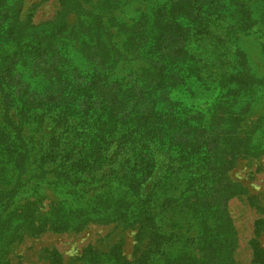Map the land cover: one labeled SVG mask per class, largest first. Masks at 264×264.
Segmentation results:
<instances>
[{"label":"trees","instance_id":"trees-1","mask_svg":"<svg viewBox=\"0 0 264 264\" xmlns=\"http://www.w3.org/2000/svg\"><path fill=\"white\" fill-rule=\"evenodd\" d=\"M58 1V18L73 14L75 20L53 23L56 34L52 37L58 39L59 47L53 50L49 41L43 47L46 57L36 60V94L41 95L43 83L49 85L45 91L48 98L54 90L60 92L58 98L53 94L55 104L46 100L35 113L22 115L19 97L10 94L16 85L8 79L9 70L0 67V165H4L0 167V264H9L7 248L24 233L80 231L90 223H114L135 230L133 257L124 254L121 239L107 250L89 246L74 257L77 264H232L233 255L226 250L231 237L227 231H215L210 225L214 209L201 202L211 179L208 175L212 176L209 187L217 176L209 167L206 140L200 143L197 134L212 128L215 102L209 101L216 95L239 116L237 126L234 122L223 125L227 131L220 139L221 146L228 148L229 171L238 158L264 156V73L252 66L244 71L234 64L226 71L224 61L216 57L201 64L193 48L203 44L196 45L197 38L205 40L198 34L207 32L206 20L202 27H191L183 34V17L176 14L177 9L168 14L163 9L152 11V4L156 2L157 9L165 0ZM117 8L125 15H118ZM107 10L113 17L105 13ZM136 16L140 17L134 24L127 21ZM171 26L178 27L192 62L163 63V79L179 76L180 81L173 79L171 84L163 85L166 102H159L156 95L150 120L139 121L135 114L121 116L107 104L111 95L119 91L117 99L123 100L121 91L130 88L126 85L131 80L139 82L145 71L154 74L150 66L134 65L135 57L129 59L132 50L142 53V59L151 54L158 58L176 54L178 34H173ZM4 28L0 27V46L9 42ZM123 29L129 31L125 38ZM132 38L139 46L133 47ZM99 46L116 49L118 58L102 60L97 55ZM107 66L111 75L105 81L101 70ZM223 77H234L227 89L221 86ZM101 87L106 91H100ZM174 88H181L189 99L200 97L198 100L205 102L195 107L175 99L171 91ZM99 99L100 109H95L93 104ZM252 115L256 119H251ZM201 119L200 125L194 126ZM47 121L49 138L45 139L42 131ZM188 125L194 126L191 135L187 133ZM158 152L166 154L168 167L144 195L142 186L155 170ZM35 173L36 183L31 184L36 185V199L24 203L30 208L26 211L21 206L20 213H3L2 201L15 193L20 182L27 186ZM230 180L231 195L247 192L242 183ZM41 185L55 192L64 190L67 198L55 200L49 210L43 211L47 196L39 191ZM171 218L177 220L168 227ZM227 226L235 231L230 217ZM263 230L264 218H258L251 241L255 263L263 260L259 247ZM52 252L53 263L63 264L62 253L57 249Z\"/></svg>","mask_w":264,"mask_h":264},{"label":"rangeland","instance_id":"rangeland-1","mask_svg":"<svg viewBox=\"0 0 264 264\" xmlns=\"http://www.w3.org/2000/svg\"><path fill=\"white\" fill-rule=\"evenodd\" d=\"M155 5L156 2L152 4V11L163 9L168 14L169 11L174 12L177 9L176 14L183 17L181 22L183 34L187 33L191 27H202L206 20L208 25L207 32L198 34L204 36L205 40L200 41L197 38L194 41L195 44L197 45L198 42L203 44L193 48V53L199 57L201 64L216 57L224 61L226 71L234 64L245 68L244 71L249 66H252L260 73H264V53L262 52L264 49V0H165L159 8L156 9ZM168 5L172 7L168 8ZM0 8V27L5 26V34L8 36L9 41L4 46H0V60H2L0 67L9 70L8 79H10L11 84L16 85L13 86L16 89L14 88V91L10 90V94L12 95L13 92V98L16 95L19 97L18 103L20 104L21 114L27 116L29 113H35L36 107L43 101L48 100L55 104L57 100H52L56 99L53 94L57 98L60 95V92L54 90L48 98L45 91L49 90L50 86L45 83L40 88L41 95L36 94V60L42 61L39 58L41 56L46 57L43 47L48 46L47 43L49 41L53 43L51 46L53 50L59 47L58 39L52 37L56 34V31H52L53 23L62 20L73 22L75 16L73 14H68V16L63 14V18H58L61 10L58 0H0ZM115 11L118 15H125L121 13L119 8L115 9ZM211 12L214 13L211 15ZM105 13L113 17L110 11L107 10ZM202 13L206 14V16L201 17ZM139 17L136 16L134 20L127 19V21L134 24ZM115 22L118 24V21L115 20ZM170 28L173 30V34H178L176 42H179V45L175 49L176 54L163 55L161 58L151 54L148 58L142 59V53L132 50L129 59L135 57L136 62H134V65L150 66V70L154 74L148 75V72L146 73L145 71L140 76L141 80L144 79L146 81L145 84L141 80L139 82L131 80L128 86L126 85V87L130 88L121 91L123 100L117 99L120 94L119 91L111 95L107 104L111 105L113 110L117 111L121 116L125 117L128 114H135L139 121L150 120L156 95H158L159 102H166L167 94L163 85L171 84L175 81L173 79L180 81L179 76L163 79V63L165 61H169L172 64H177L179 61L192 62L188 58V52L185 49L186 41L183 38H179L178 27L171 26ZM123 30H126L123 34L125 38L129 31L127 29ZM44 32L45 35L41 37ZM171 41H175V37L171 38ZM131 42L132 44L134 42V48L139 46L136 38H132ZM119 46L117 48L121 50ZM240 50L244 51L246 56L242 55ZM201 51L203 53H200ZM238 53L239 55H236ZM97 55L102 60L107 61L108 58L111 61L114 57L118 58L119 52L116 49L110 51L109 47L99 46ZM197 64L198 61L194 63V65ZM12 72H14V75H11ZM101 73L104 80L108 81L111 75L110 68L108 66L106 69L102 68ZM222 79L221 86L227 89L231 84L230 80H233L234 77L232 79L223 77ZM156 85L160 87L154 89L153 87ZM104 86L107 87L108 84L106 83ZM100 91H106V88L103 89L101 87ZM171 91L173 98L183 99L195 107L205 102V99L198 100L200 97L196 98L195 101L189 99L181 88H174ZM87 94L89 96V93ZM215 97L216 95L209 101V103L213 100L215 102L212 128L208 132L197 134V139H200V143L206 140L209 150L207 155L210 163L209 167L213 168L217 176L212 187H209L212 176L208 175L211 179L207 184L208 186L206 185L207 188L205 186L206 193L201 202L208 209H214L210 225L215 231L218 234L227 231L231 237L226 250L233 255L234 262L232 264H264V230L259 237V247L263 250V260L261 262L255 263L253 261L251 244L252 239L255 238V221L258 218H264V156L238 158L234 167L229 171L231 164L228 158V148L224 145L226 151L221 146L220 139L221 135L227 131L223 130V125L228 122H234L233 124L237 126L239 116L235 115V112L229 106L223 104ZM235 102H238V100L235 99ZM93 105L95 109H100V99L94 102ZM169 109L171 108L169 107ZM164 111H166L165 106ZM251 119H256V116L252 115ZM201 121L202 119L195 121L193 124L196 125L194 126L200 125ZM188 126L187 133L191 135L193 134L194 126ZM49 128L50 124L47 121L42 131L45 139L49 138ZM184 138L188 139L187 136ZM227 140L230 141L229 139ZM193 144V146L197 145L196 143ZM155 157L157 163L155 170L142 186L144 195L149 194L153 184L168 167L165 153L158 152ZM3 166L0 165V167ZM229 177L232 181L242 183L247 188V192L243 195H231L228 192V188L232 186ZM32 182L36 183V173L35 177L29 180L27 186H24L25 183L21 184L20 182L15 193L2 201L3 213H12L14 210L20 213L22 211L21 206L26 211L30 208L28 204L24 205V203L36 199L33 194L36 190V185L31 184ZM38 189L47 196L42 203L43 211L49 210L55 200L60 198L65 200L67 198V196H64V190L55 192L51 188H45L43 185L39 186ZM229 217L232 219L235 231L230 226H227ZM174 220L177 219L171 218L167 220V226L173 227L175 224ZM135 233V230L124 229L114 223H90L80 231H44L39 235L24 233L22 238L15 240L7 248V259L9 264H54L51 255L53 249H57L63 255V264H77V260L74 257L82 255L89 246L107 250L121 239L124 241V254L132 258L136 243ZM181 240L179 239V241ZM177 247H179L178 244ZM198 248L200 247H197L196 250H199Z\"/></svg>","mask_w":264,"mask_h":264}]
</instances>
